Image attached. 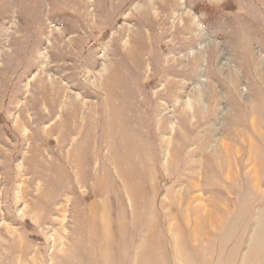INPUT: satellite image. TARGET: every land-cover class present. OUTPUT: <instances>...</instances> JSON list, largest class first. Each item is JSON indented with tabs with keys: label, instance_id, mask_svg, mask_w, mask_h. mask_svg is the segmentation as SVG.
Segmentation results:
<instances>
[{
	"label": "rangeland",
	"instance_id": "rangeland-1",
	"mask_svg": "<svg viewBox=\"0 0 264 264\" xmlns=\"http://www.w3.org/2000/svg\"><path fill=\"white\" fill-rule=\"evenodd\" d=\"M0 264H264V0H0Z\"/></svg>",
	"mask_w": 264,
	"mask_h": 264
},
{
	"label": "bare ground",
	"instance_id": "bare-ground-1",
	"mask_svg": "<svg viewBox=\"0 0 264 264\" xmlns=\"http://www.w3.org/2000/svg\"><path fill=\"white\" fill-rule=\"evenodd\" d=\"M263 3V2H262Z\"/></svg>",
	"mask_w": 264,
	"mask_h": 264
}]
</instances>
